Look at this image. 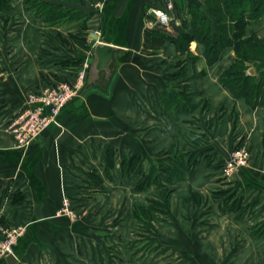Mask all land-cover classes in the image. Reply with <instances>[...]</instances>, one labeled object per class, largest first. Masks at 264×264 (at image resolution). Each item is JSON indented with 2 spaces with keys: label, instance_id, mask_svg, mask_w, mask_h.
<instances>
[{
  "label": "crops",
  "instance_id": "obj_1",
  "mask_svg": "<svg viewBox=\"0 0 264 264\" xmlns=\"http://www.w3.org/2000/svg\"><path fill=\"white\" fill-rule=\"evenodd\" d=\"M208 1H54L86 16L67 26L46 24L26 0L0 10V239L5 228L22 229L18 264H264V103L253 108L221 84L234 48L213 64L197 41L184 56L170 38L146 48L154 28L191 32L192 7L207 14ZM169 3L163 28L153 13ZM253 33L264 37V20L248 27ZM98 42L118 49L111 80L101 73L89 86L87 74L58 123L17 148L7 127L28 95L88 73ZM183 88L189 109L162 102ZM238 145L250 150L249 165L224 177L219 163ZM140 172L150 182L142 191ZM65 198L77 219L59 214ZM153 202L163 211L138 220L135 209Z\"/></svg>",
  "mask_w": 264,
  "mask_h": 264
},
{
  "label": "trees",
  "instance_id": "obj_2",
  "mask_svg": "<svg viewBox=\"0 0 264 264\" xmlns=\"http://www.w3.org/2000/svg\"><path fill=\"white\" fill-rule=\"evenodd\" d=\"M61 0H26L34 8L46 24L63 26L71 24L83 25L86 21L84 13L78 9L67 8L53 3ZM11 0H0V10L10 8ZM206 12L194 6L191 10L192 31L177 28L174 36H168L160 28H154L146 34V48L156 52L166 39H171L181 56L190 55V44L197 41L205 46L206 58L209 64L217 61L220 53L227 47H233L235 62L232 67L221 76V84L236 97L244 98L247 103L256 108L264 103V37L257 33L247 34L250 25L264 20V0H210L206 3ZM85 30V29H84ZM83 47V40L77 41ZM177 65H181L183 58L178 57ZM68 65V63H64ZM258 69V75H248V69ZM182 70V69H181ZM180 76L182 72L180 71ZM86 86V85H85ZM179 96L165 92L161 96L162 102L172 110L178 112L189 109L187 90L183 88ZM187 100V101H186ZM191 109V108H190ZM223 161L219 163L222 167ZM167 172V171H164ZM150 182L143 180L137 189L145 190ZM166 203L169 201L165 196ZM22 195L14 196V203L22 201ZM232 196L227 201L231 200ZM235 206L240 204L236 200ZM163 207L153 202L148 208L138 206L135 215L138 220L148 222L155 218L156 212H162ZM5 220L0 219L3 224ZM15 251V250H14Z\"/></svg>",
  "mask_w": 264,
  "mask_h": 264
},
{
  "label": "built area",
  "instance_id": "obj_3",
  "mask_svg": "<svg viewBox=\"0 0 264 264\" xmlns=\"http://www.w3.org/2000/svg\"><path fill=\"white\" fill-rule=\"evenodd\" d=\"M173 3H169L165 10L156 11L158 23L163 28L171 25ZM87 71L77 74L76 81H59L45 85L38 91L28 95L24 106L8 123L7 130L14 135L16 147L26 150L36 142L51 125L58 123L62 110L83 91L87 79ZM251 158L248 147L238 145L224 158L221 172L224 177H231L236 171L245 168ZM61 216L73 220L78 214L72 208L69 198H65L63 207L59 211ZM23 234L20 228H5L4 236L0 239V260L9 254H14V247Z\"/></svg>",
  "mask_w": 264,
  "mask_h": 264
},
{
  "label": "water",
  "instance_id": "obj_4",
  "mask_svg": "<svg viewBox=\"0 0 264 264\" xmlns=\"http://www.w3.org/2000/svg\"><path fill=\"white\" fill-rule=\"evenodd\" d=\"M156 16V12L153 13ZM91 37L98 40V35L91 34ZM118 49L114 46L108 45L103 42H98L93 49V58L91 59V66L88 70L89 78L87 85L92 86L98 83L101 77V73H104L106 81H110L113 76L112 66L115 60L114 54ZM248 75L254 76L256 71L254 68H250L247 71ZM6 261L9 264H18V258L16 254H9L6 256Z\"/></svg>",
  "mask_w": 264,
  "mask_h": 264
},
{
  "label": "rangeland",
  "instance_id": "obj_5",
  "mask_svg": "<svg viewBox=\"0 0 264 264\" xmlns=\"http://www.w3.org/2000/svg\"><path fill=\"white\" fill-rule=\"evenodd\" d=\"M158 167H159V170L160 171H162V172H164V171H168V168H169V166L168 165H166V163L165 162H158ZM156 165V166H157ZM249 165V164H248ZM159 170H157L158 172H160ZM144 176V175H143ZM143 176H142V173L140 172V183L143 181Z\"/></svg>",
  "mask_w": 264,
  "mask_h": 264
}]
</instances>
